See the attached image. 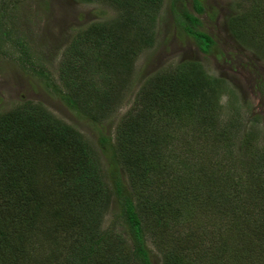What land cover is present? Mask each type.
<instances>
[{
	"label": "trees",
	"instance_id": "obj_1",
	"mask_svg": "<svg viewBox=\"0 0 264 264\" xmlns=\"http://www.w3.org/2000/svg\"><path fill=\"white\" fill-rule=\"evenodd\" d=\"M96 1L117 13L111 26L95 25L84 38L91 42L99 28L107 45L116 39L120 50L127 39L128 76L135 57L153 45L164 0ZM171 1L176 27L211 53L215 42L200 29L204 0H190V8L185 0ZM241 1L247 11L228 18L227 28L250 48L264 39V0ZM4 21L0 10V28ZM226 92L232 94L225 80L196 61L148 77L115 143L95 128L109 182L80 134L37 105L0 112V264H152L147 237L162 264H264V139L258 143L251 120L222 122L219 100ZM61 100L79 111L70 96ZM188 131L204 142L185 152L180 144ZM109 191L115 199L111 226L120 223L121 233L101 227ZM36 244L39 251L31 249Z\"/></svg>",
	"mask_w": 264,
	"mask_h": 264
},
{
	"label": "rangeland",
	"instance_id": "obj_2",
	"mask_svg": "<svg viewBox=\"0 0 264 264\" xmlns=\"http://www.w3.org/2000/svg\"><path fill=\"white\" fill-rule=\"evenodd\" d=\"M0 3V10L5 13L0 34L6 32L1 34L0 41V112L29 102L75 130L99 160V173L104 182H109L110 165L99 150L95 128L104 129L115 143L118 131L126 129L130 121L133 100L146 79L183 61H196L209 75L225 80L232 94L226 92L220 97V119L222 122L251 120L259 132L258 143H262L264 39H256L247 48L240 45L227 28L228 18L247 11L246 2L203 1L200 29L215 42L211 53L204 54L193 39L176 27L170 10L172 1L164 0L153 28V45L135 57L128 76V64L133 60L127 51V39L123 41L126 47L123 50L116 48V39L107 45L104 39L107 34L100 32L99 28L91 42L85 39H89L88 34L95 25L113 24L117 12L110 6L99 5L96 0H0ZM185 5L190 8V0H185ZM78 34L83 39H78L75 50H72L70 46ZM39 72L48 78L50 84H55L57 91L46 86ZM63 95L78 103L80 115L63 103ZM86 114L95 115L100 124L91 123ZM254 119L259 122H253ZM182 134V143L185 144L181 143L180 147L186 148L185 152L195 143L201 145L204 142L203 135L200 139H190V131ZM137 136L143 137V133ZM177 163H172L173 169ZM108 193V207L101 227L121 233L120 223L111 226L115 199L111 191ZM146 243L151 263L162 264L161 254L148 237ZM39 248L36 244L31 249L39 251Z\"/></svg>",
	"mask_w": 264,
	"mask_h": 264
}]
</instances>
